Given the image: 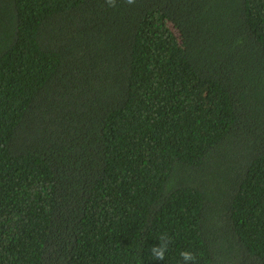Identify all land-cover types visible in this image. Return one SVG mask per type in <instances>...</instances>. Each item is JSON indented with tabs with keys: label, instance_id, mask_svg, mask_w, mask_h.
<instances>
[{
	"label": "trees",
	"instance_id": "1",
	"mask_svg": "<svg viewBox=\"0 0 264 264\" xmlns=\"http://www.w3.org/2000/svg\"><path fill=\"white\" fill-rule=\"evenodd\" d=\"M184 251L264 264V0H0V264Z\"/></svg>",
	"mask_w": 264,
	"mask_h": 264
},
{
	"label": "clouds",
	"instance_id": "2",
	"mask_svg": "<svg viewBox=\"0 0 264 264\" xmlns=\"http://www.w3.org/2000/svg\"><path fill=\"white\" fill-rule=\"evenodd\" d=\"M124 2L128 5H132L136 2V0H124ZM106 3L110 7L116 6V0H106ZM161 243L158 246H154L150 249L153 260L162 261L164 259L165 252L167 251V245L169 243V239L166 235L161 236ZM181 258L184 261V264H194L195 257L189 251L181 252Z\"/></svg>",
	"mask_w": 264,
	"mask_h": 264
}]
</instances>
